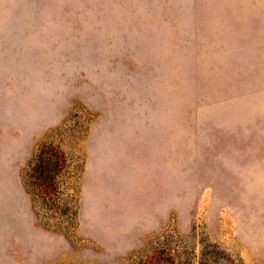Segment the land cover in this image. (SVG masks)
<instances>
[{"label": "rangeland", "instance_id": "obj_1", "mask_svg": "<svg viewBox=\"0 0 264 264\" xmlns=\"http://www.w3.org/2000/svg\"><path fill=\"white\" fill-rule=\"evenodd\" d=\"M207 248L264 264V0H0V264Z\"/></svg>", "mask_w": 264, "mask_h": 264}, {"label": "trees", "instance_id": "obj_2", "mask_svg": "<svg viewBox=\"0 0 264 264\" xmlns=\"http://www.w3.org/2000/svg\"><path fill=\"white\" fill-rule=\"evenodd\" d=\"M40 153L42 155H39L33 162L31 172L27 175V186L31 192L37 212L42 209H52L53 204L49 203L51 200L48 197L50 194L49 187L58 178L60 174L59 168L65 163V159L57 151L56 153H52L41 150ZM214 253L216 254V252L208 248L203 249L199 254L198 263H215Z\"/></svg>", "mask_w": 264, "mask_h": 264}]
</instances>
